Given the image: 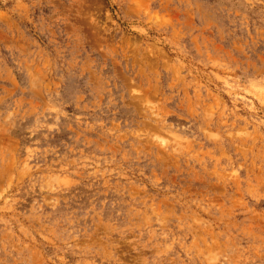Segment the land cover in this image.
<instances>
[{"label":"rangeland","instance_id":"obj_1","mask_svg":"<svg viewBox=\"0 0 264 264\" xmlns=\"http://www.w3.org/2000/svg\"><path fill=\"white\" fill-rule=\"evenodd\" d=\"M0 264H264V0H0Z\"/></svg>","mask_w":264,"mask_h":264}]
</instances>
